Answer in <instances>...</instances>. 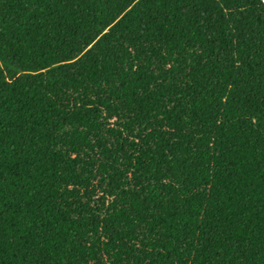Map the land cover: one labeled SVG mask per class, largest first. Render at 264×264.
Here are the masks:
<instances>
[{"label": "trees", "instance_id": "obj_1", "mask_svg": "<svg viewBox=\"0 0 264 264\" xmlns=\"http://www.w3.org/2000/svg\"><path fill=\"white\" fill-rule=\"evenodd\" d=\"M0 264H264V0H0Z\"/></svg>", "mask_w": 264, "mask_h": 264}]
</instances>
